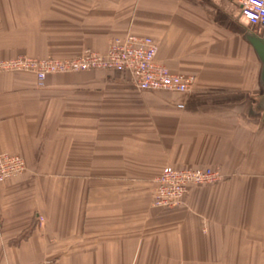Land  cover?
<instances>
[{
  "label": "crops",
  "instance_id": "crops-1",
  "mask_svg": "<svg viewBox=\"0 0 264 264\" xmlns=\"http://www.w3.org/2000/svg\"><path fill=\"white\" fill-rule=\"evenodd\" d=\"M235 0H0V60L106 53L127 33L191 75L188 93L126 72L0 73V264H264L261 65ZM258 34V33H256ZM165 166L219 169L182 205H152Z\"/></svg>",
  "mask_w": 264,
  "mask_h": 264
},
{
  "label": "built area",
  "instance_id": "built-area-1",
  "mask_svg": "<svg viewBox=\"0 0 264 264\" xmlns=\"http://www.w3.org/2000/svg\"><path fill=\"white\" fill-rule=\"evenodd\" d=\"M250 31H264V0H235ZM157 43L148 36L127 33L109 43L106 53L85 49L68 59L31 58L17 56L0 60L1 72L24 71L35 75L42 85L46 77L56 73L89 70H119L130 75L134 86L141 91H169L188 93L194 82L191 75H180L156 60ZM26 164L16 154H0V183L22 174ZM219 169L176 168L165 166L154 179L152 205L171 209L182 205L191 187L221 181ZM40 264H51L45 261Z\"/></svg>",
  "mask_w": 264,
  "mask_h": 264
},
{
  "label": "water",
  "instance_id": "water-1",
  "mask_svg": "<svg viewBox=\"0 0 264 264\" xmlns=\"http://www.w3.org/2000/svg\"><path fill=\"white\" fill-rule=\"evenodd\" d=\"M246 39L253 48L255 55L257 56L261 69H260V76H259V88L260 91H263L262 95L257 97V101L255 102L258 114L264 115V31L259 34L250 31L246 35Z\"/></svg>",
  "mask_w": 264,
  "mask_h": 264
}]
</instances>
